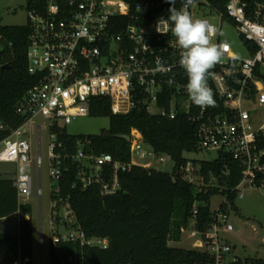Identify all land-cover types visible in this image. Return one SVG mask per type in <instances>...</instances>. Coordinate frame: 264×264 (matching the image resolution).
<instances>
[{
    "label": "built area",
    "instance_id": "built-area-1",
    "mask_svg": "<svg viewBox=\"0 0 264 264\" xmlns=\"http://www.w3.org/2000/svg\"><path fill=\"white\" fill-rule=\"evenodd\" d=\"M42 1L44 4L35 2L29 7L28 21V71L38 77V82L17 104V113L25 121L0 142V162L17 165L19 197L35 192L31 173L35 168L41 180L43 157L41 151L32 156L30 134H38L41 146L43 130L48 129L50 177L57 181L63 170V155L57 148L63 144L58 143L55 130L91 115L92 101L97 97L109 99L114 114L140 108L169 119L186 115L199 124L200 150L229 154L240 162L239 197L246 187L264 185V78L257 73L260 70L264 75V0H222V6L216 0H194L189 7L194 19H205L217 30L214 42L224 45L223 62L208 78L214 97L222 102L221 111L218 105L198 107L188 97L186 73L179 66L182 50L170 30L163 25L160 27L165 33L156 30L158 21L167 19L156 14L162 0ZM212 18L219 20L218 25ZM227 23L248 42L249 57L240 58L231 44L221 39ZM38 117L44 124L36 122ZM130 142L131 160L124 163L111 154L88 153L91 141L79 139L73 158L82 164L79 175L84 186L100 184L103 195H113L121 188V171L133 165L153 167L152 161L139 164L134 156L167 159L164 154L148 151L142 133L136 129ZM189 165L185 172L191 171ZM42 193L40 185L38 194ZM52 201L51 223L57 224L58 216L63 226L73 223L68 200L59 197ZM229 209L219 205L212 211L210 229L193 233L201 236L198 244L206 245L202 251L213 255L218 264H225L223 258L232 251L220 236L222 227L233 230L228 222ZM52 240L80 241L104 249L109 246L108 238L88 237L78 227L58 231Z\"/></svg>",
    "mask_w": 264,
    "mask_h": 264
},
{
    "label": "trees",
    "instance_id": "trees-1",
    "mask_svg": "<svg viewBox=\"0 0 264 264\" xmlns=\"http://www.w3.org/2000/svg\"><path fill=\"white\" fill-rule=\"evenodd\" d=\"M28 1V8L35 2L44 4L42 0ZM216 1L222 6V0ZM181 5L182 0H177L176 8ZM170 7L162 0L156 14L167 18ZM29 36V24L0 25V142L25 121L16 107L38 82V77L28 71ZM257 73L264 78L260 70ZM215 100L217 110L221 111L222 102L216 97ZM91 115L109 117V128L89 135L70 134L65 127L55 130L58 143L63 144L57 148L63 155V170L51 197L52 200L63 197L70 203L74 222L65 224L66 229L78 227L88 237L108 238L109 246L104 249L80 241L54 243L51 239L48 264H218L205 251L179 248L169 242L182 240L190 219L195 220L198 232L210 229L213 220L210 201L214 195L224 196L222 209H236L237 186L242 179L240 162L221 152L213 160L200 161L199 185L187 178L184 170L189 162L185 154L201 151L197 122L184 114L169 119L140 108L128 114H114L111 101L101 97L93 99ZM135 129L155 152L175 161L173 171L133 165L119 173L121 188L113 195H103L100 184L85 187L79 175L82 164L73 158L77 141L87 138L91 141L88 153L111 154L125 163L131 160V142L123 136H131ZM31 212V205L20 201L15 179L5 177L0 167V218L14 213L20 217L17 234L0 233V245H6L0 264H34V226L28 217ZM57 224H61L60 216ZM58 231L57 227L54 233ZM226 264H264V258L249 257Z\"/></svg>",
    "mask_w": 264,
    "mask_h": 264
},
{
    "label": "rangeland",
    "instance_id": "rangeland-1",
    "mask_svg": "<svg viewBox=\"0 0 264 264\" xmlns=\"http://www.w3.org/2000/svg\"><path fill=\"white\" fill-rule=\"evenodd\" d=\"M28 0H0V25H26L29 21ZM218 25V19H211ZM221 39L228 41L233 49L238 52L240 58H247L250 56L249 51L242 41L241 36L235 26L227 23L224 26L221 34ZM264 72V67H262ZM37 123L44 124V119L38 117ZM110 126V119L107 116L96 117L88 115L85 117H78L69 124H64L68 133L74 135H89L98 134L103 129H108ZM32 129L33 127L30 126ZM41 146L39 145L38 134L34 131L30 134V141L32 143V156L35 157L41 151L43 157V166L40 172L35 168L31 173L34 176L35 192L30 197L20 196V201L28 203L32 207V212L29 218H32L34 226V264H41V235L43 238L44 259L42 264H48V248L49 242L54 235V231L59 228V231H65L66 228L62 224L51 223V210L53 207L52 190L56 185V181L50 177V161L48 159L50 133L43 130L41 135ZM148 151L153 148L150 144H144ZM163 155V154H161ZM165 161H160L159 157L151 156L148 160H141L134 156L139 163L152 161L153 167L165 171L172 172L175 161L166 156ZM185 157L189 159L190 172H186V177L192 179L193 182L201 185L202 180L199 176L200 161L213 160L217 157L215 151L201 150L198 153H186ZM196 163H195V161ZM6 164H3V166ZM12 165V164H7ZM10 169L15 172L16 167L10 166ZM40 185L43 193L40 196L38 190ZM243 196L238 197L236 201V209L230 211L228 222L233 225V230L226 231L223 227L220 229V236L222 240L232 247V251L223 258L224 263L234 262L238 259H246L249 257L264 258V185L260 187H246L242 191ZM224 196L221 194L214 195L210 201L211 210H216ZM17 217L9 221H0V233L16 234L18 231ZM195 220L190 219L189 226L183 231L182 240L179 242L170 241L171 246L186 248V249H205L206 245L201 246L198 241L201 236L196 233ZM6 245H0V258L4 255Z\"/></svg>",
    "mask_w": 264,
    "mask_h": 264
},
{
    "label": "clouds",
    "instance_id": "clouds-1",
    "mask_svg": "<svg viewBox=\"0 0 264 264\" xmlns=\"http://www.w3.org/2000/svg\"><path fill=\"white\" fill-rule=\"evenodd\" d=\"M171 7L167 19L161 18L156 30L160 33L161 25L170 30L182 50L179 66L187 77L186 92L196 106L215 107L213 90L208 86L211 70L224 59V45L214 42L217 30L205 19H194L189 7L194 0H182L177 9V0H166ZM140 11V9L138 8Z\"/></svg>",
    "mask_w": 264,
    "mask_h": 264
},
{
    "label": "crops",
    "instance_id": "crops-1",
    "mask_svg": "<svg viewBox=\"0 0 264 264\" xmlns=\"http://www.w3.org/2000/svg\"><path fill=\"white\" fill-rule=\"evenodd\" d=\"M3 164H6V165L3 166ZM7 164H9V163L1 162V166L0 167H1L2 173L4 174L5 177H12V178L15 179L16 178V175H17V165L15 163H10L12 165H7ZM10 166H15L16 167L15 172L10 169ZM15 217H17V221L16 220L15 221H16L17 226H18V231H17V233H18L19 232V225H20V217H19V214L18 213H14V214H12V215H10L8 217H5V218H0V221H9L10 219L15 218ZM41 237H42V235H41ZM43 244H44V242H43ZM43 244L41 243V256H43V259H44V248H43ZM43 259L41 258V264L43 263Z\"/></svg>",
    "mask_w": 264,
    "mask_h": 264
},
{
    "label": "water",
    "instance_id": "water-1",
    "mask_svg": "<svg viewBox=\"0 0 264 264\" xmlns=\"http://www.w3.org/2000/svg\"><path fill=\"white\" fill-rule=\"evenodd\" d=\"M123 137H125L127 141H130L131 140V136L130 135H124Z\"/></svg>",
    "mask_w": 264,
    "mask_h": 264
}]
</instances>
